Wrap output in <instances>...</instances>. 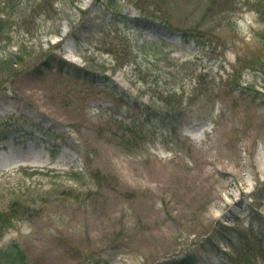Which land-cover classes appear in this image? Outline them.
Here are the masks:
<instances>
[{"label":"rangeland","instance_id":"rangeland-1","mask_svg":"<svg viewBox=\"0 0 264 264\" xmlns=\"http://www.w3.org/2000/svg\"><path fill=\"white\" fill-rule=\"evenodd\" d=\"M263 8L1 0L0 250L264 264Z\"/></svg>","mask_w":264,"mask_h":264},{"label":"trees","instance_id":"trees-1","mask_svg":"<svg viewBox=\"0 0 264 264\" xmlns=\"http://www.w3.org/2000/svg\"><path fill=\"white\" fill-rule=\"evenodd\" d=\"M1 1V0H0ZM159 3H162L161 1ZM162 6V4H161ZM8 16V13H6L5 17ZM264 66V65H263ZM75 177V176H74ZM76 178V177H75ZM6 219H4L2 222L3 224L6 223ZM2 227V225H1ZM19 246L17 245H10L8 247H6L5 249L3 250H0V258L1 257H8V261L9 263L11 264H18L20 262V257L24 256L22 254V251L21 249L19 250L18 248Z\"/></svg>","mask_w":264,"mask_h":264},{"label":"bare ground","instance_id":"bare-ground-1","mask_svg":"<svg viewBox=\"0 0 264 264\" xmlns=\"http://www.w3.org/2000/svg\"><path fill=\"white\" fill-rule=\"evenodd\" d=\"M259 16H260V20L264 23V8L261 10Z\"/></svg>","mask_w":264,"mask_h":264}]
</instances>
